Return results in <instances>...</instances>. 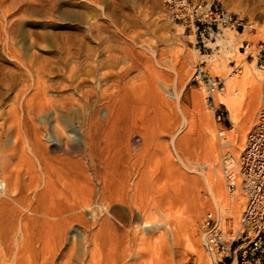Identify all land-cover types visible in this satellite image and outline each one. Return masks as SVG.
Returning <instances> with one entry per match:
<instances>
[{
    "label": "rangeland",
    "instance_id": "1",
    "mask_svg": "<svg viewBox=\"0 0 264 264\" xmlns=\"http://www.w3.org/2000/svg\"><path fill=\"white\" fill-rule=\"evenodd\" d=\"M19 1L16 0L17 11L24 12L16 17L13 40L4 43L0 37V162L6 159L16 176V197L38 208H43L52 196V202L61 204L91 197L93 201H101L119 217L118 226H103L104 212L93 217L86 210L83 217L87 221L75 220L70 229L95 233L100 230L120 236L126 233L127 239L117 240V244L116 241L106 246L102 244L111 252L108 264L114 263L124 252L123 256L130 252L129 264H137L131 252L138 248L145 250L138 264H211L203 250V240L199 254L192 253L187 240L181 242L174 254L168 250L163 241L167 234L160 225L165 219L154 209L157 203L170 206L173 208L170 212L180 216L187 225L186 221L192 216V204L199 201L204 205L197 216L199 238L204 235L202 217L212 210L206 206L209 194L205 184L180 164L170 144L181 123L172 88H182L180 107L189 113L190 120H200L201 113L208 116L212 113L215 140L221 139L217 128L222 127L224 131L230 129L244 134L245 143L246 133L256 122L258 109L264 103V84L253 75L250 77L238 124L231 121L227 106L218 99V91L225 82L221 91L224 94L227 74H241L246 63L264 70V50L258 51L259 45H264V38L255 22L264 20V0H219L228 10L240 12L248 22L246 29L250 33L244 36L232 29L225 31L229 36L235 35L236 48L244 52L238 55L235 51L216 54L222 47L213 45L219 36L206 42L209 49L199 52L189 42L193 36H184L187 31H183V27L169 22L164 0H138L135 5L131 0H100L101 8L87 6L84 0H74L83 14L88 16L91 12L106 17H102L106 21L104 27L94 35L87 33L86 23L60 18L64 6L59 0H37L39 4L36 0ZM51 1L58 6L54 8L58 10H54L58 14L56 20H51L40 5L43 2L48 8ZM24 5L30 7L27 9ZM151 15L157 18V25H149ZM33 32H38L40 37H33ZM243 40L250 44L245 51L240 48ZM192 49L199 54L196 60L191 58ZM211 57L217 62L223 61L227 68L222 71L212 68ZM169 64L177 67V74L164 67ZM203 74L219 79L220 87L209 92ZM252 93L258 97L250 102ZM194 96L204 98L207 108L203 103L200 105L199 99L193 104ZM217 112H222L220 120H216ZM192 126L190 124L182 133L191 137L192 150H198L199 131L191 130ZM65 143L68 149H64ZM176 144L179 154L185 155L188 151L185 144L180 143L179 138ZM219 149L217 166L224 172L221 153L229 148ZM196 157L200 162L208 160L204 156ZM224 178L223 191L227 194ZM16 204L17 201L0 196V253L6 257L15 248L12 235L19 224V213L13 211ZM40 210L28 220L23 219L26 228L23 230L30 240L21 244V255H25L28 264H41L48 252L44 243L36 240L49 228ZM147 218L152 225L138 228L139 233L149 238L142 243L134 238L133 226ZM237 227L234 223L232 228H224L225 237H230Z\"/></svg>",
    "mask_w": 264,
    "mask_h": 264
},
{
    "label": "bare ground",
    "instance_id": "2",
    "mask_svg": "<svg viewBox=\"0 0 264 264\" xmlns=\"http://www.w3.org/2000/svg\"><path fill=\"white\" fill-rule=\"evenodd\" d=\"M29 1H31V0H29ZM29 1L26 0V2H29ZM60 1H61V4L64 6V8L62 9V11L60 13L61 14L60 18L64 19L65 21L68 20L69 22L86 23L87 33L89 35H94L95 31H97V33H98V30L101 27H104L102 25H104V23L106 22L103 19L105 16L103 17V15H102V17H103L102 18V17H100V14L99 15L98 14H90L91 12L89 13L90 15L88 14V16H87V15H85L86 13L83 14L82 12H80L78 10V8H77L78 4L73 3L74 0H59V4H60ZM84 1H85L87 6H90V7L94 6L95 8L96 7H100V8L102 7L100 0H84ZM157 1H156V3H157ZM17 2H20V1L17 0ZM17 2H16V0H0V30L3 32V35L1 34L2 36H0V37L3 39L4 43H8L10 40H13V38H14L15 23L17 21L16 17L19 13L18 12L19 10L17 11V7H18ZM22 2H23V0H22ZM131 2L135 5L138 2V0H131ZM30 3H28V4H30ZM41 3H43V2H40V5L43 7L42 9H44L45 11H47L49 13L48 17L51 20H56L58 14L54 11V10H57V8L54 9L56 6L55 2H52V1L49 2V3H51V6L48 8H46V6H44V5H46L45 3H43V4H41ZM37 4H39V1H37ZM228 6H229V8L231 7L230 4H228ZM28 7H30V5L29 6L27 5L26 8L28 9ZM56 7H58V6H56ZM22 9H24V8H21V10ZM23 12H24V10H23ZM23 12H22V14H23ZM20 13H19V15H20ZM42 13H45V12H42ZM139 13L142 14L143 12L139 11ZM22 14H21V16H23ZM153 15L150 16L151 18H153L152 21L150 22L151 19L148 20L149 25H157L158 20L156 17L154 18ZM45 16H47V15H45ZM255 22H257L260 26L259 32H260L261 38L263 39L264 38V20H261V21L256 20ZM145 23H147V22H145ZM246 28L242 32L238 31L237 34L239 36H244V34L250 33V32H248V30ZM223 30H222L223 31L222 33H219L216 35V39L218 36L219 37H218L217 41L215 43H213V45H221L222 46L220 49L216 50L215 53L218 54L221 51H227L228 53L231 51H235V53H237V55H238V53L244 54V52L242 53L241 51H239L238 48H236L237 43L235 42V37H233L235 35L229 36L228 33H225L226 29H223ZM235 31H237V30H235ZM246 32H248V33H246ZM223 33H225V34L223 36H220ZM30 35H31V33H30ZM32 35L35 38L40 37V34L38 32H33ZM55 36L56 35H54V37ZM210 43H212V42H210ZM8 47H9V45H8ZM10 48H8V49H10ZM10 50H12V48ZM6 51H8V50H6ZM12 52H14V51H12ZM30 53H29V55H30ZM35 55L37 56V53L34 54V56ZM198 57H199V54L196 52L195 49H192L191 58L196 60V59H198ZM191 58L189 60H192ZM222 58H224V56H222L221 59ZM210 60H211V67L212 68H215V69L219 68V69H221V71L224 70L225 68H227V65L222 63L223 61L217 62L216 58H213V57H211ZM164 67L168 70L173 71L175 74H177V69H176L177 67L174 68L175 66H171L170 64L165 65ZM243 68L244 69L242 70L241 74H237L235 72L234 73H228L226 76V92L224 94L221 93V91L224 90L225 82L223 83L224 85L222 86V88L219 89L220 91H218L219 92L218 93L219 94L218 99H220V101L227 106L229 114H230V119L234 124H238V122L241 121L240 120L241 119V113H240L239 109H240V106L242 105L243 100H245L247 98L248 87H249L250 80H251L250 77L253 75L254 78H256L261 84H264V70L257 68L256 65L252 64V63L244 64ZM172 89H173V93L175 94V97H176V102H177L176 108H177V111L179 112V116H181L180 126L177 129V131L175 132V134L172 135V137H171L170 144H171L172 150H174L173 152L176 155V158L178 159L180 164L189 173H191V174L193 173L194 175L198 176L199 177L198 179L202 180L203 183L205 184L206 189L208 190V194H209L206 206H209L212 209L211 211L215 213V217H216L215 228L220 229L224 233V231H223L224 228H232L234 223H235V225L239 224L240 212H242V208L244 207L245 202H246V194H245L244 190L242 189L240 178H237V186L233 191H228L226 185L225 186H226V190L228 193L226 194L225 191H223L224 190L223 189V187H224V184H223L224 181L223 180L225 179L224 178L225 172H222L220 170V168L217 166L216 153L218 152V150H220L219 148H221V149L225 148V147L229 148V150L221 153V162L224 164L225 163L224 158L228 157L230 159L228 162L230 167L237 166L238 165V159H239V153H240V151L243 150V147H244V134L241 135L237 131H234V130L231 131L230 129H228V130L223 131V137H221V139L219 141H217V139L215 140L212 136V116H211L212 113L209 114V116H208V114L204 115L201 113V116L199 117L200 120L199 119L198 120L195 119L193 121L190 120L189 115H188L189 113H186L184 111L185 109L183 110L180 107V93H181L182 88L180 90H178L175 86H173ZM214 91H215V89L212 90V92H214ZM257 97H258V95H256V93L254 95L252 93L249 101L252 102V101L256 100ZM196 99H197V101L199 99V103L201 106H202L203 102L204 103L207 102V101H204V98H202L201 96H199V98H198V96H194V98H193L194 103L193 104H195V102H197ZM204 103H203V105H205ZM205 108H207L206 105H205ZM248 116H247V118H248ZM190 124L193 125L192 127H190L191 130H193L195 132V130L198 129V131H199L198 150H192V148L190 146V143L192 140L191 137L183 134V133H185L184 130ZM178 138H179L180 143H184L185 146L187 147L188 151H187V153H185V155H180L179 152L177 151L176 141ZM63 145H64L63 146L64 149H68L67 143H65ZM85 146L90 148L89 144H87V143H85ZM198 155L208 158L207 162L206 161L205 162L198 161L199 157L198 158L196 157ZM222 157H223V160H222ZM0 168L2 170V176H3V179L0 180V196H3L4 198H10V199L17 201L16 207L14 208L13 211L19 213V224L17 226L15 234L12 235L14 246H15L14 251H13V253H11L9 255V257L3 256V254L0 253V264H28V262H27L28 260L26 261L25 255H21V253L23 251V247H21V244L24 243L25 241L27 242L30 240L28 237H26V234L24 233L23 228H25V227H23V219L27 218V220H28L29 217L36 215L39 212V209H41L40 213H42V220L46 224H48V226H49V228H47L46 232L44 231L43 234L41 233L42 235L39 234L38 238L35 237V238H37L36 240H39V241L41 240L42 241L41 243H44L45 248L48 249L47 253L44 251L46 253V255H45V257H43V260H41V262H42L41 264H108V261H109L108 258H109V255L111 254V252H110V250L103 248L102 244H104L106 246L107 243L114 242V241H116V244H117V242H118L117 240L124 239L128 236L126 233L122 234L120 236V235L115 234V233H107V234L102 233L100 230H99L100 232L97 231L98 233H95L94 231L92 232L91 230H84V231L80 232V231H77L76 229H70L72 222L75 220L81 221V222L87 221V220H85L86 218L84 219V217H83L86 210L90 211L92 213L93 217H96V215L104 212V214H103V216H104L103 226L108 225V224L110 225V227L118 226V224L121 222V220L119 219V217H117L116 215L111 213L107 207L103 206L101 201H100V203H98L97 200L93 201L92 197L90 200L87 199L85 201H76V202H73L72 204H61L59 202L58 203L52 202L51 201V199L53 198V196H52L51 199L47 198L48 199V201H46L47 204L44 205L43 208H40V207L38 208L36 206L34 207V205L31 202H27V201L23 200V198L20 199L19 197L18 198L16 197L17 196L16 195V189L18 188V182L15 178L16 176L14 175L13 170L11 169V166L7 163L6 159L1 160ZM192 178L194 180V178H196V177H192ZM186 180L189 181V177H187ZM50 187L48 188L49 190L52 189V187L51 188ZM43 188H45V190L47 189L46 187H43ZM45 190H43V191L45 192ZM50 192H51V190H50ZM103 192L104 191L101 192V194H102L101 196H103ZM48 193H49V191H48ZM120 197H121V195H120ZM101 198L102 197H100V199ZM28 201H30V200L28 199ZM102 202H103V200H102ZM160 202H162V201H160ZM203 206L204 205L202 203H200L199 201L193 202L192 207H191L192 216L191 217L188 216L189 221L188 222L186 221V223H187V225H186L184 223L185 220L182 221V219L179 218L180 216H177V215L172 214L170 212L172 207L165 206L163 203L155 204L154 209L156 210V213L163 216V218L165 219V221L160 224L165 229V232L167 234V239L163 238V241L166 243L165 245H167L166 246L167 249L171 250L173 252V254L175 252V249L178 248V246L184 240L189 241L188 244L190 246L192 253H194V254L200 253V250H201L200 242H201V240H204L205 234L202 236L200 235V238H199V236L197 237V216L201 212V209L204 208ZM100 218H102V217H100ZM187 220H188V218H187ZM92 221H94V220H92ZM25 225H27V224H25ZM151 225H152L151 220L150 219L148 220V218H147L145 221H143L142 224H140V225L138 224V225L133 226V228H135V230L133 232L134 238L140 239L142 241V243H145L146 240L148 241L149 238H146V236L143 235V233H139L140 231H138V228L151 226ZM86 226L88 227V225H86ZM198 230H199V228H198ZM199 234H200V232H199ZM233 234H234V232H232V235ZM224 235H226V234H224ZM9 238H10V236H9ZM161 239H162V237H161ZM110 244H113V243H110ZM28 245L30 246V244H28ZM26 247H27V245H26ZM24 248H25V246H24ZM46 249L42 248V250H46ZM143 249L138 248V249H135L133 252H131L132 257H133V259H135L137 261V264H138V262H140V259H142L144 257L145 250H143ZM27 250H28V248L26 249V251ZM5 251H7V250H5ZM115 252H113V253H115ZM126 253H128V251H126ZM169 253H170V251H169ZM177 253H178V251H177ZM123 254H122V257H119V259L115 258L114 263L113 262H111V263L112 264H129L127 259H128V257H130V252H129V254H127L125 256H123ZM43 255H41V256H43ZM105 255H107V257H105ZM113 256L115 257V254ZM28 257L29 256H27V258ZM214 257L216 259L219 258V256L217 254ZM112 259L110 261H112ZM209 260H210V258H209ZM209 263H211V262H209ZM31 264H33V263H31Z\"/></svg>",
    "mask_w": 264,
    "mask_h": 264
},
{
    "label": "built area",
    "instance_id": "3",
    "mask_svg": "<svg viewBox=\"0 0 264 264\" xmlns=\"http://www.w3.org/2000/svg\"><path fill=\"white\" fill-rule=\"evenodd\" d=\"M165 15L171 24L183 27L184 36H193L189 42L200 52L209 49L207 41L221 33L223 29L241 30L248 22L238 11L228 10L219 0L207 3L202 0H164ZM249 42L243 40L240 48L247 49ZM259 45L258 51H263ZM209 92L220 87V80L203 74ZM222 112L215 113L220 120ZM224 129L217 128L218 137H223ZM229 158H224L223 170L228 191L237 186V178L246 194L239 224L234 234L225 237L215 228L216 217L211 210L201 220L204 240L202 247L211 264H264V103L260 106L256 122L245 136L238 165L230 167ZM218 255L216 259L214 256ZM202 264V263H198Z\"/></svg>",
    "mask_w": 264,
    "mask_h": 264
}]
</instances>
